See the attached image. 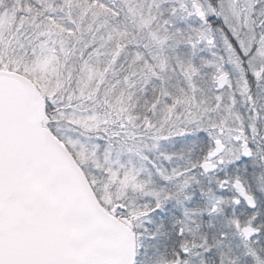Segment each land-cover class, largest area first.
Masks as SVG:
<instances>
[{
	"label": "snow or ice",
	"instance_id": "1",
	"mask_svg": "<svg viewBox=\"0 0 264 264\" xmlns=\"http://www.w3.org/2000/svg\"><path fill=\"white\" fill-rule=\"evenodd\" d=\"M0 264H264V0H0Z\"/></svg>",
	"mask_w": 264,
	"mask_h": 264
}]
</instances>
